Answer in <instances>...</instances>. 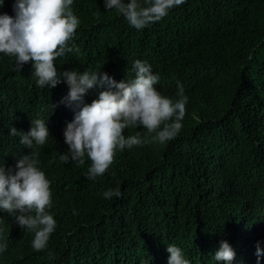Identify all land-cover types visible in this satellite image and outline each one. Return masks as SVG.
Masks as SVG:
<instances>
[{
    "label": "trees",
    "instance_id": "trees-1",
    "mask_svg": "<svg viewBox=\"0 0 264 264\" xmlns=\"http://www.w3.org/2000/svg\"><path fill=\"white\" fill-rule=\"evenodd\" d=\"M13 3L5 0L0 13L14 16ZM72 8L80 24L73 51L55 61L58 71L104 64L101 71L120 82L133 78L134 60L147 61L162 95L176 98L183 85V127L165 145L117 151L106 173L88 180L87 158L83 165L46 160L56 129L74 119L59 103L67 84L40 88L31 63L15 71L14 58L0 54V154L14 143L18 158L27 154L9 129L27 133L31 120L49 117L52 134L38 151L56 220L47 248L36 251L34 233L0 213L8 245L0 264H168L169 244L191 264H208L221 241L234 249L233 264H257V241L264 248V0H187L142 30L107 11L104 0H74ZM138 132L147 135L142 126L124 134ZM116 188L120 197L104 199Z\"/></svg>",
    "mask_w": 264,
    "mask_h": 264
},
{
    "label": "clouds",
    "instance_id": "clouds-1",
    "mask_svg": "<svg viewBox=\"0 0 264 264\" xmlns=\"http://www.w3.org/2000/svg\"><path fill=\"white\" fill-rule=\"evenodd\" d=\"M5 0H0V8ZM187 0H104L107 11L122 15L131 27L142 30L169 14ZM74 0H14V16L0 13V54L14 58V70L21 71L31 63L32 76L40 88H54L66 83L69 91L59 102L74 112V119L56 129L57 139L50 145L49 158L41 157L38 149L49 141L50 134L44 118L31 120L27 133L15 127L9 135L20 137L27 154L16 156V143L0 154V213H7L22 228L34 233L31 246L36 251L47 248L56 230V220L49 212L52 207L51 181L40 167V161L57 163L90 161L85 177L95 181L112 165L117 151L158 142L167 144L180 133L186 114L188 96L178 84L176 98L161 94L155 87L160 76L154 74L147 61L134 60L133 78L117 82L108 73L96 70L79 72L58 71L55 61L73 51L71 41L79 27L74 14ZM251 58V57H249ZM99 90L90 104L85 96ZM57 105H53V109ZM147 135L126 136V129L141 127ZM52 138V136H51ZM15 141V140H14ZM16 142V141H15ZM104 199L122 195L119 188L102 193ZM0 227V254L7 251ZM257 241V264L264 259V248ZM168 264H191L182 249L167 246ZM53 253L49 251V256ZM236 253L227 241H221L208 264H233Z\"/></svg>",
    "mask_w": 264,
    "mask_h": 264
}]
</instances>
